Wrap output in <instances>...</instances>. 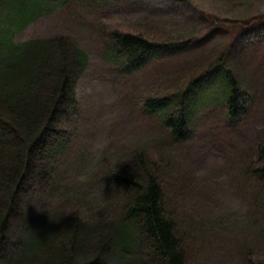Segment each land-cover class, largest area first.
<instances>
[{
    "label": "trees",
    "instance_id": "1",
    "mask_svg": "<svg viewBox=\"0 0 264 264\" xmlns=\"http://www.w3.org/2000/svg\"><path fill=\"white\" fill-rule=\"evenodd\" d=\"M74 1L0 0V264H193L202 231L184 222L164 155L156 158L144 146H132L121 162L101 165L95 185L102 196L60 180L73 133L66 127L80 114L77 88L89 55L68 34L16 36ZM80 1L100 6L117 0ZM261 20L253 31L243 27L186 82L145 99L142 108L170 139L187 141L204 109L220 108L223 119L235 124L258 106L256 83L244 75L241 60L264 46ZM151 33L102 29L103 57L131 74L195 43L192 36ZM257 153L255 168L243 174L246 186L256 190L249 222L264 226V144ZM37 182L38 205L24 210L20 197ZM247 252L240 250L243 264H264Z\"/></svg>",
    "mask_w": 264,
    "mask_h": 264
},
{
    "label": "rangeland",
    "instance_id": "2",
    "mask_svg": "<svg viewBox=\"0 0 264 264\" xmlns=\"http://www.w3.org/2000/svg\"><path fill=\"white\" fill-rule=\"evenodd\" d=\"M98 5L76 0L42 15L16 36L26 40L68 34L89 55L77 88L80 114L75 125L66 127L73 133L60 180L71 188H94L95 197L102 196L95 185L101 165L117 164L128 155L124 151L144 146L152 156L170 161L174 178L169 186L171 193L177 189L181 195L184 222L202 231L193 264H243V249L264 258V226L249 222L256 190L246 186L243 174L249 166L255 168L257 148L264 144V46L251 49L241 60L244 75L256 83L259 104L239 123L225 121L220 108L210 107L193 123L190 138L177 142L142 108L148 96L186 82L216 59L243 27L258 29L253 27L264 19V0H117ZM102 29L192 36L195 43L123 74L103 57ZM38 188L41 185L34 183L20 197L24 210L37 207Z\"/></svg>",
    "mask_w": 264,
    "mask_h": 264
}]
</instances>
